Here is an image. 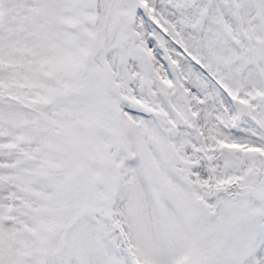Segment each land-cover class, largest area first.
Returning a JSON list of instances; mask_svg holds the SVG:
<instances>
[{"label":"snow or ice","instance_id":"obj_1","mask_svg":"<svg viewBox=\"0 0 264 264\" xmlns=\"http://www.w3.org/2000/svg\"><path fill=\"white\" fill-rule=\"evenodd\" d=\"M0 264H264V0H0Z\"/></svg>","mask_w":264,"mask_h":264}]
</instances>
